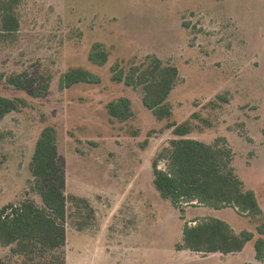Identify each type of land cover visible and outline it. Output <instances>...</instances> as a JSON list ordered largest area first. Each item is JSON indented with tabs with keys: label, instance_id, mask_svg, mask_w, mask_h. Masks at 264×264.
<instances>
[{
	"label": "rangeland",
	"instance_id": "rangeland-1",
	"mask_svg": "<svg viewBox=\"0 0 264 264\" xmlns=\"http://www.w3.org/2000/svg\"><path fill=\"white\" fill-rule=\"evenodd\" d=\"M15 9L19 29L0 38V94L23 103L0 119V208L42 204L31 163L52 125L69 197L67 264H264L253 253L261 215L193 203L183 219L153 182V160L175 137L168 122L188 121L190 136L232 147L264 209V0H17ZM94 45L109 53L105 64L91 60ZM150 56L179 68L168 119L144 105L142 86L113 79V65L127 71ZM73 67L98 81L62 86ZM120 96L132 101L126 120L108 113ZM212 216L253 239L227 259L182 248L185 222ZM23 261L0 243V264Z\"/></svg>",
	"mask_w": 264,
	"mask_h": 264
},
{
	"label": "trees",
	"instance_id": "trees-1",
	"mask_svg": "<svg viewBox=\"0 0 264 264\" xmlns=\"http://www.w3.org/2000/svg\"><path fill=\"white\" fill-rule=\"evenodd\" d=\"M17 0H0V38L10 35L20 27ZM109 53L98 45L90 52L92 61L105 64ZM128 70L116 64L112 66L113 79L124 81L128 86H142V101L160 119L172 116L169 97L179 78V68L165 63L158 56H150L140 63L131 61ZM98 77L83 67H73L61 79L64 87L80 81H98ZM29 86L33 80L20 83ZM23 103L20 97L0 94V119ZM111 119L126 120L133 115L132 101L120 96L107 104ZM175 137L153 160V182L161 196L171 200L186 219L188 204L198 203L214 208L235 207L238 212L252 216L261 215L255 239L256 257L264 260V210L254 189L246 187L233 165L234 151L220 139L215 142L189 136L193 128L190 122H168ZM57 131L52 125L45 126L37 139L32 172L42 198L38 204L33 198L19 203L9 202L0 208V243L9 246L12 253L24 257L23 264H67V218L69 197L64 191V175L57 161ZM164 159L166 167H160ZM197 221L198 218L192 219ZM249 230L235 232L228 222L212 216L195 224L185 222L182 248L198 252L230 253L240 251L253 239Z\"/></svg>",
	"mask_w": 264,
	"mask_h": 264
},
{
	"label": "crops",
	"instance_id": "crops-1",
	"mask_svg": "<svg viewBox=\"0 0 264 264\" xmlns=\"http://www.w3.org/2000/svg\"><path fill=\"white\" fill-rule=\"evenodd\" d=\"M190 136V135H189ZM207 142H209V141H207ZM255 191V190H254ZM257 194V197H258V199H259V194H258V192L256 193ZM259 202H260V199H259ZM260 204H261V202H260ZM262 206V205H261ZM200 207V208H199ZM196 208H198V209H201V206H196ZM263 208V207H262ZM217 209V208H216ZM264 210V209H263ZM195 213V212H194ZM215 213V215H217V216H220V214L218 213V212H214ZM189 214V208H187L186 209V215H188ZM195 218V217H194ZM260 236V235H259ZM251 241V240H250ZM254 241V240H253ZM240 252H242V251H240ZM254 253V257H255V261H259V262H263L264 260H260V259H258L257 257H256V248H255V252H253ZM226 254H227V256H226ZM223 256L221 257V256H219V257H221V258H229V257H231V255H228V253H223L222 254ZM235 256V255H234Z\"/></svg>",
	"mask_w": 264,
	"mask_h": 264
}]
</instances>
